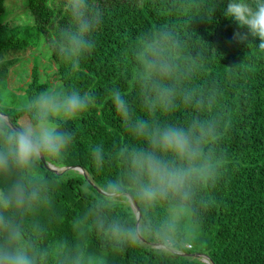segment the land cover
<instances>
[{"label": "clouds", "instance_id": "clouds-1", "mask_svg": "<svg viewBox=\"0 0 264 264\" xmlns=\"http://www.w3.org/2000/svg\"><path fill=\"white\" fill-rule=\"evenodd\" d=\"M151 2L135 0L134 6ZM55 4L61 15L46 42L73 79L96 49L105 13L99 0ZM218 6L217 0L210 8L204 0H160L157 12L203 10L194 19L211 20ZM223 15L247 29L236 31L234 41L264 52V0H228ZM249 37L259 38V45ZM208 50L194 31L171 21L145 26L125 50L129 87L107 92L123 138L108 147L89 144L96 173L107 175L86 188L70 238L52 236L62 177L46 172L43 163L62 165L76 141L68 125L95 107L97 96L75 85L53 86L32 93L19 118L0 110V264H106L105 253L127 248H148L164 260L189 247L229 163L220 147L228 120L224 89L216 80H201L218 60L216 49L211 56Z\"/></svg>", "mask_w": 264, "mask_h": 264}, {"label": "trees", "instance_id": "trees-1", "mask_svg": "<svg viewBox=\"0 0 264 264\" xmlns=\"http://www.w3.org/2000/svg\"><path fill=\"white\" fill-rule=\"evenodd\" d=\"M25 2L33 25L10 28L1 19L5 0H0V86L7 84L16 63L33 54L42 36L47 41L61 15L55 0ZM159 2L152 0L146 7L137 9L135 0H99L105 13L104 23L95 36L96 49L83 62L76 78L69 79L65 67L50 52L52 75L60 87L75 85L97 96L96 106L68 125L76 132V141L62 165L43 164L46 172L62 177L50 221L52 236L71 237V221L85 207L88 198L86 188L90 183L102 182L107 175L96 173L89 144L102 142L108 147L123 138L119 117L107 97L114 85L123 90L129 87L123 75V53L145 26L171 21L186 32L189 28L207 42L206 55L211 56L212 48L216 49L218 60L213 59L203 70L201 80H216L224 89L223 110L228 120L220 147L229 163L211 192V207L203 215L197 235L187 249L160 260L148 248H127L105 253L106 264H264V52L250 50L247 43L233 40L236 31L247 32V29H241L234 19L223 15L228 0H217L219 6L212 18L209 13L211 20L194 19L203 15V10L166 16L157 12ZM204 2L210 8L214 0ZM249 40L257 46L260 43L259 38L249 37ZM46 89L49 86L41 82L40 72L32 67L24 87L27 101L32 93ZM3 110L14 118L23 114V111ZM177 116L183 118L181 113Z\"/></svg>", "mask_w": 264, "mask_h": 264}, {"label": "rangeland", "instance_id": "rangeland-1", "mask_svg": "<svg viewBox=\"0 0 264 264\" xmlns=\"http://www.w3.org/2000/svg\"><path fill=\"white\" fill-rule=\"evenodd\" d=\"M8 3L9 7L5 8V13L1 17L2 21L8 22L10 28L33 25V18L26 8L25 0H8ZM34 66L40 72L42 83H46L49 88L60 87L58 80L55 82L52 75L54 69L50 59V51L42 36L37 42L33 54L16 63L11 68L7 84L4 83L3 86H0L2 99L0 110L8 109L12 110L13 113L23 111L27 103L24 87L29 81L30 70ZM68 176L76 177L73 173H68Z\"/></svg>", "mask_w": 264, "mask_h": 264}, {"label": "water", "instance_id": "water-1", "mask_svg": "<svg viewBox=\"0 0 264 264\" xmlns=\"http://www.w3.org/2000/svg\"><path fill=\"white\" fill-rule=\"evenodd\" d=\"M43 164H45V162ZM45 166H47V165H45ZM51 170H53L54 172H56V170L54 168H52V167H51Z\"/></svg>", "mask_w": 264, "mask_h": 264}]
</instances>
